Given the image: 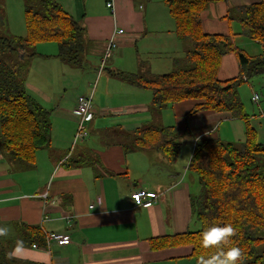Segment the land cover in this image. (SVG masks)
Listing matches in <instances>:
<instances>
[{
	"label": "crops",
	"instance_id": "crops-1",
	"mask_svg": "<svg viewBox=\"0 0 264 264\" xmlns=\"http://www.w3.org/2000/svg\"><path fill=\"white\" fill-rule=\"evenodd\" d=\"M55 1L85 28L83 72L90 69L93 74L84 73L85 77L75 83V91L69 92L81 65L70 66L60 60L57 46L35 45L36 56L30 60L25 87L51 110L50 141L36 152L30 165L10 161L0 149V225L13 229L0 247L8 240L23 239V226L32 225L39 226L44 234L64 233L70 243L59 246L44 241L33 247V243L26 242L25 258L18 260L37 264H196L189 256L190 246L153 249L149 240L198 229L191 197L198 193L199 186L195 174L188 169L194 145L205 138L240 144L245 139L244 120L214 110L190 113L201 102L195 99L176 102L154 113L152 92L117 75L164 74L152 68L150 61L123 59L124 50L137 54V44L144 46L151 34L160 36V45L170 60L162 62L170 64V71L176 60L191 49L189 41L176 36L174 21L163 0H98V7L94 0ZM259 1L210 3L200 15L202 31L235 33L237 44L245 36L239 34L241 25L230 15V8ZM107 2H112V8L107 7ZM19 4L17 10V0H0V13L6 32L25 36L23 0ZM119 29L123 31L116 37L117 56L113 58L112 51L99 71L98 64L91 65L86 57L92 55L101 62L108 39ZM245 38V47H253L254 42L261 51L258 42ZM238 71L236 55L231 52L222 57L217 76L227 80L237 76ZM259 80L261 90L252 86L249 90L243 85L249 80H244L238 94L247 124L258 143L264 145V77ZM93 86L92 116L86 122L88 137L72 147L76 98ZM253 92L260 97L258 102L251 100ZM147 124L174 126L180 133V153L174 162L169 163L154 151L124 149L131 134ZM139 188L153 191L157 197L134 205L130 194Z\"/></svg>",
	"mask_w": 264,
	"mask_h": 264
},
{
	"label": "trees",
	"instance_id": "trees-1",
	"mask_svg": "<svg viewBox=\"0 0 264 264\" xmlns=\"http://www.w3.org/2000/svg\"><path fill=\"white\" fill-rule=\"evenodd\" d=\"M163 1L174 21L176 36L189 41L192 48L176 60L170 72L156 76L124 72L117 75L152 92L154 113L182 100H201L190 113L228 112L244 120L245 139L240 144L218 138L196 141L188 169L195 174L199 186L198 193L191 197L192 214L199 228L152 238L150 247L190 246L189 256L198 264L201 257L206 259L220 249L237 246L244 255V264H264V145L258 143L255 132L247 124V114L238 94L244 80L264 75V0L229 10L241 25L239 34L260 44L261 51L256 55L248 54L235 43V33L202 31V11L218 0ZM23 5L25 36L0 30V149L10 161L30 165L36 152L48 146L51 129V110L25 87L30 60L36 56L35 45L54 42L60 60L79 66L87 41L85 28L55 0H23ZM231 52L238 61V75L220 80L217 74L222 57ZM180 136L174 126L147 124L131 134L124 149L154 151L171 163L179 156ZM226 224L236 229L228 244L204 248L202 233ZM23 228L25 242L40 245L45 241L46 235L39 226L24 225ZM13 244L14 240H8L1 245L0 264H37L6 259L5 253Z\"/></svg>",
	"mask_w": 264,
	"mask_h": 264
},
{
	"label": "rangeland",
	"instance_id": "rangeland-1",
	"mask_svg": "<svg viewBox=\"0 0 264 264\" xmlns=\"http://www.w3.org/2000/svg\"><path fill=\"white\" fill-rule=\"evenodd\" d=\"M93 2H94L93 3L94 6L95 7H98V0H94ZM19 3H20V0H17V10H18V5H20ZM153 5L155 6L154 8H158V5L157 4H153ZM12 6L14 8V3L12 4ZM17 22H18V19H17ZM0 24H1V27H2L3 32L9 34L5 30L6 23L4 22V24L2 25V22L0 21ZM1 27H0V30H1ZM159 39H160V36L159 35H153V34L149 35L148 38H147V41L144 44V46H143V43H138L137 44V49H138L137 54H134L133 50H131V49L124 50L123 51V53H124L123 59H129L131 61H133L135 58L136 59L139 58L140 60H147V61H150L151 62L152 66H153L152 68L157 69V70H160V71H157L158 73L159 72H162V73L170 72L171 68L168 67L170 64L165 63V62H162V61H170V60L168 58V55H166L165 52L163 51V49H162V47L160 45L161 44V41ZM246 41H248V40L245 37H243L241 39H238V41H236V42H237L238 46L241 47V48H243V49H245L248 54H251L252 55V54L259 53V51H260V48H258L259 45H256L254 42H252L253 43L252 44L253 47H257V48L245 47L244 44H245ZM46 44L51 45V47H53L54 49L56 48V43H54V42L53 43L48 42ZM157 48H159V49H157ZM190 48H192V46H190ZM116 51L118 52L119 50L116 49L113 52V54H112L113 55V58H115L117 56V55L114 56V53ZM86 59H87V61L91 65H93V66L95 65L96 66L98 64V66H100V59L99 58H96L95 56H92V55H87ZM81 61H82L81 62V66L78 68L79 70L76 72L77 74H75V76H74V79L75 80L71 84V87H69V90H68L69 92L75 91V83L76 82L79 83V81L81 80V78L82 77H85L84 73L93 74V72L90 69H87L86 72H83V69H85V67L83 65L84 62H85L84 54H82V56H81ZM154 63H158V64L164 63V64L163 65H156ZM262 77H264V75L254 76L248 82L244 83L243 85H245L246 87H248L249 90H250V87L249 86H252L254 90H257V91L258 90H261L262 88L259 85V82H260L259 79L262 78ZM88 93H89V91L86 92V93H83V94L80 93V95H86ZM80 95H78V96H80ZM93 99H94V96L92 98V104H93ZM87 137H88V135H87ZM196 227L199 228V224Z\"/></svg>",
	"mask_w": 264,
	"mask_h": 264
},
{
	"label": "built area",
	"instance_id": "built-area-1",
	"mask_svg": "<svg viewBox=\"0 0 264 264\" xmlns=\"http://www.w3.org/2000/svg\"><path fill=\"white\" fill-rule=\"evenodd\" d=\"M106 5L107 7L112 8V2H107ZM122 31L123 30L119 29L113 32L110 38L108 39L107 44L102 53V59L100 62L99 71L103 69L105 60L110 57L112 51L115 49L117 44L116 37L118 34L122 33ZM93 91H94V86L91 88L88 94L80 95L76 99L75 113H76L77 121H76L75 132L72 138V147L75 146L80 141H82L83 139H85L88 135L86 122L92 116ZM254 95L259 97L258 93L253 92L251 96V100L253 102H258V100L252 99ZM42 196L45 197L46 194H43ZM130 197L133 200L134 205H143L147 203L149 200L155 199L157 197V194L153 191H148L144 188H139L131 192ZM45 235H46L45 236L46 244L52 242L59 246H62L70 243V239L64 233L46 232ZM32 246L36 247L37 245L33 244Z\"/></svg>",
	"mask_w": 264,
	"mask_h": 264
},
{
	"label": "clouds",
	"instance_id": "clouds-1",
	"mask_svg": "<svg viewBox=\"0 0 264 264\" xmlns=\"http://www.w3.org/2000/svg\"><path fill=\"white\" fill-rule=\"evenodd\" d=\"M253 100H259L260 97L253 96ZM236 229L231 224H226L223 227L213 226L202 233V245L204 248H219L221 245H226L229 238L235 235ZM13 234L11 226L0 225V242L9 239ZM26 242L23 239L16 238L13 247L5 253V258L8 260L24 259ZM198 264H244V255L240 247L232 246L227 250L220 249L215 254L208 258L201 257Z\"/></svg>",
	"mask_w": 264,
	"mask_h": 264
},
{
	"label": "bare ground",
	"instance_id": "bare-ground-1",
	"mask_svg": "<svg viewBox=\"0 0 264 264\" xmlns=\"http://www.w3.org/2000/svg\"><path fill=\"white\" fill-rule=\"evenodd\" d=\"M99 73V72H98Z\"/></svg>",
	"mask_w": 264,
	"mask_h": 264
},
{
	"label": "water",
	"instance_id": "water-1",
	"mask_svg": "<svg viewBox=\"0 0 264 264\" xmlns=\"http://www.w3.org/2000/svg\"><path fill=\"white\" fill-rule=\"evenodd\" d=\"M2 22V21H1Z\"/></svg>",
	"mask_w": 264,
	"mask_h": 264
}]
</instances>
